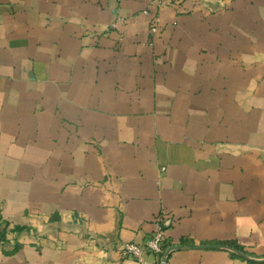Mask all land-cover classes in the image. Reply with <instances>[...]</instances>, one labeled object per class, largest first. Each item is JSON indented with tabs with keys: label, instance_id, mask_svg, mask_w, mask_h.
Here are the masks:
<instances>
[{
	"label": "crops",
	"instance_id": "1",
	"mask_svg": "<svg viewBox=\"0 0 264 264\" xmlns=\"http://www.w3.org/2000/svg\"><path fill=\"white\" fill-rule=\"evenodd\" d=\"M159 217L162 255L122 257ZM0 236V264H264V0H0Z\"/></svg>",
	"mask_w": 264,
	"mask_h": 264
},
{
	"label": "built area",
	"instance_id": "2",
	"mask_svg": "<svg viewBox=\"0 0 264 264\" xmlns=\"http://www.w3.org/2000/svg\"><path fill=\"white\" fill-rule=\"evenodd\" d=\"M115 25H111L114 27ZM159 32V28L155 22L149 26V33L154 36ZM163 219H157L155 231L148 236L141 244L125 243L122 245L120 255L122 257L131 258L137 263H142L143 256L146 254L159 257L162 255L165 246V236L163 229ZM1 237V236H0Z\"/></svg>",
	"mask_w": 264,
	"mask_h": 264
}]
</instances>
